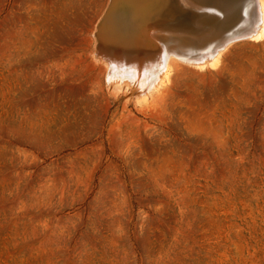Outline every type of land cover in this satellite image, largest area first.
Listing matches in <instances>:
<instances>
[{"label":"rangeland","instance_id":"374dc122","mask_svg":"<svg viewBox=\"0 0 264 264\" xmlns=\"http://www.w3.org/2000/svg\"><path fill=\"white\" fill-rule=\"evenodd\" d=\"M185 1L0 0V264H264V37L185 62L252 24ZM147 23L171 74L113 85L108 45L161 65Z\"/></svg>","mask_w":264,"mask_h":264},{"label":"bare ground","instance_id":"6f19581e","mask_svg":"<svg viewBox=\"0 0 264 264\" xmlns=\"http://www.w3.org/2000/svg\"><path fill=\"white\" fill-rule=\"evenodd\" d=\"M186 1H188L191 5H193L195 3L203 4L205 2H210V1L212 3V2H215L217 0H186ZM217 2H219L218 4H219V8L221 10H225L230 4H238V5L240 4V0H218ZM217 2H215V3H217ZM242 6L246 7L249 10L248 12H250V14L249 13H247V14H249L250 19H249V17H247V20L252 21V24H249L245 28L231 31L230 33L224 34L222 31L219 32L217 34V36H220L221 42L215 48V50H213L212 53L204 54V55L202 54V56L199 55L200 57H193L192 56L189 58L187 56L183 57V53L181 52L182 50H179L182 53V58L183 59L186 58L185 60H187V61H185V60H183V61L189 62V63H191V64H193L199 68H204L205 66H208V65L216 66L220 62V57H221L222 52L232 43H234L240 39H243V38H252L255 40H258V39L261 40V38L264 37V0H246L243 2V4L239 5V7H242ZM210 9H211V7H210ZM255 10L257 12L256 15H252V13H254ZM163 17H165V15ZM243 17H245V16H243ZM238 19L241 20V18H238ZM110 20L108 18H106V21H109V24L107 26H106V23L103 22L104 25L106 26L104 28V31H106L108 34H111L113 29L115 28V30H116V28H117L114 26V23H111ZM242 21H243V19H242ZM115 24H117V21ZM124 24H126V22ZM169 29H171V28H169ZM173 31L171 32V31H168L166 29L162 30V29H159V27L148 24V23L144 24L140 27L139 34L142 37L143 41H145V43L149 47L151 46L152 48H154V50L152 49V53L155 54V56L159 60H161V62H160L161 65L159 67H156V65H155V67H153V64H155L154 63L155 61L152 62L153 68H150L151 66L150 67L144 66L143 68H137V66L139 67V65H135L136 67H134L133 63H130L131 61L129 62L126 58L121 57L120 54H118L117 52L115 53L112 49H110L111 48L110 45H108L112 40L111 37H115V35L114 36L110 35L111 36L110 40H109L110 42L108 41V43H107V45H108L107 49L103 48V50H102L103 53L105 54L104 56L108 58L109 82H113V85H115V84L117 85V84H121L123 82L125 83V81L130 80L128 82L129 83L132 82V84H133V82H135L134 79L136 77H139L140 79L137 78L139 81L138 82L136 81L137 84L140 87H144L146 90L150 91L152 88L156 87L159 84V82H161L162 79L166 80L169 77V74H171L170 73L172 70L171 69V67H172L171 66V61H172L171 59L174 57L173 54L176 51L175 48L177 47V42H176L177 38L175 36V33H173ZM181 35H182V33H181ZM183 36H185V35H183ZM118 37H120V36L118 35ZM180 38L181 37H179V39ZM116 39H115V41H116ZM127 41L128 40H126L125 42H127ZM157 46H158V48H155ZM185 46H186V44H185ZM144 47H146V46H144ZM179 48H181V47H179ZM146 49H150V48L147 47ZM186 49H188V48H186ZM191 50H190V52H192ZM188 52H189V49H188ZM176 55H178V54H176ZM184 55H186V54H184ZM149 57H151V56H149ZM105 60H106V58H105ZM159 60H158V62H159ZM148 64H150V63H148ZM140 67H142L141 64H140ZM135 85H136V83H135Z\"/></svg>","mask_w":264,"mask_h":264}]
</instances>
